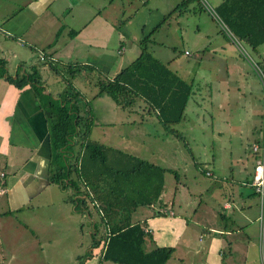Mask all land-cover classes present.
<instances>
[{"label": "rangeland", "instance_id": "374dc122", "mask_svg": "<svg viewBox=\"0 0 264 264\" xmlns=\"http://www.w3.org/2000/svg\"><path fill=\"white\" fill-rule=\"evenodd\" d=\"M19 1L16 0L17 6ZM68 1L57 0L50 5L51 10L67 26L60 35L62 43L68 41V29L82 25V22L99 13L103 17L115 14L111 18L116 17L117 32L126 35V41L131 47L127 46L118 54V59L111 65L109 72H106L107 76H113L134 60L140 50L139 41L151 35L149 38L153 42L148 44V51L152 56L168 64L182 79L193 83V93L184 118L173 125L174 130H170L155 115L148 113L141 103L131 109H122L108 94L98 93L96 84L100 78V69L96 65L84 70L83 65L76 61L80 58L84 61L88 53L83 45L74 44V51L81 49L80 54H76L78 59L64 60L65 63L70 62L69 68L74 72L68 69L60 77L68 78L69 85L79 92L81 111L84 114L87 110L86 114L90 119V140L175 170L177 176L174 171L165 173L163 197L166 200L173 198L176 182H180L178 187H181L185 195L187 189L191 191L192 187L198 190L204 187L205 181H212L213 178L201 172L202 166L206 164L204 161L211 158L209 154L214 147L210 144L212 140L208 138L214 131L212 127L220 126L225 130L226 134H222L220 142H224L226 150H238L233 152L232 163L241 165L239 161L245 159V154L248 159L254 155L249 144L255 140L260 143L264 125V81L260 76L264 75V44L253 50L239 39L248 54L244 56L207 9L201 7L200 0H148V4L140 3V0H71L75 2L72 5ZM206 1L212 9H216V1ZM129 14L131 16L126 18ZM18 46L17 43L16 47ZM185 50L190 55H185ZM2 63L4 64L3 61ZM59 72L62 71L59 69ZM49 86L52 89L62 86L63 92L69 88H65L63 82L60 85L50 83ZM216 120L219 124L214 126ZM2 141L0 138V147ZM6 150L4 153L0 151V186H4L1 175L5 174L7 180L9 176H13L10 158L21 161L24 160L23 154L27 153L13 146H8ZM220 158L223 159L221 156ZM208 167L212 168L207 164L206 168ZM233 169H236L235 166ZM214 173L216 175L218 172ZM215 181H218L216 177ZM47 189L32 200L29 209L25 207L12 213H5L11 210L8 206L3 212L9 194L0 198V248L6 258L3 264H44L47 256L50 258L49 262L52 261V254L53 264H70L69 255L73 256L75 252L74 259H77L82 250L85 251L90 246L93 248L92 257L83 256L74 263L113 264L99 259V247L102 245L92 240L93 237L100 239L104 228L103 225L98 226L100 222L94 214L95 210L91 208V215L75 213L71 208V193L62 191L60 187L58 191H54V187ZM51 200L55 207L52 212H47L44 207ZM194 200L198 202L200 197L197 196ZM134 212L137 213L134 210L131 215ZM34 215L39 216L37 222L43 221L47 225V219L52 222V225L45 226L48 231L46 234L43 233V228H36L39 239L32 234L33 224H37ZM79 217L83 220L81 226L86 234L83 233L82 245L76 252L71 244L74 243L73 229L75 226L79 227ZM93 220L98 227L93 229L100 234L93 233L91 236L89 232L92 231L90 227ZM64 237L71 241H66ZM46 239L49 242L44 241ZM39 240L42 243L39 244Z\"/></svg>", "mask_w": 264, "mask_h": 264}, {"label": "crops", "instance_id": "0c3cea01", "mask_svg": "<svg viewBox=\"0 0 264 264\" xmlns=\"http://www.w3.org/2000/svg\"><path fill=\"white\" fill-rule=\"evenodd\" d=\"M55 1L57 0H20L17 6L16 0H0V17H2L0 41L3 42H0V60L4 62V64L0 63V138L3 140L0 151L4 153L8 146H13L27 152L22 156L24 160L10 158L13 176H9L7 180L5 174L1 175L4 186H0V198L9 194L3 212L8 207L11 209L5 213L21 211L25 207L29 209L32 200L46 188L54 187V191L59 190V186L56 187L49 181L53 167L49 147V125L44 110L45 100L35 93L31 82L18 87L8 79L22 77L27 79L36 69L41 77L37 87L42 97L69 100L73 91H76L74 86L73 89L69 87L63 92L62 86L52 89L49 85L50 83L60 85L62 82L65 88L69 85L66 78L60 77L64 74V70L63 73L53 71L51 66L58 67L70 63H65V59H78L76 54H80L81 49L74 51V44L83 45L88 53L87 59L83 61L80 58L76 62L83 67L93 63L91 65H97L96 68L100 69V73L106 76L108 74L106 72H109L111 65L118 59V54L127 46L131 47L126 41V35L116 30V17L111 18L115 14L103 17L100 13L82 22V25L68 29V41L62 43L60 35L67 26L61 22L59 15L51 10L50 5ZM214 1L218 6L224 0ZM68 3L72 5L75 2L69 0ZM140 3L148 4V0H140ZM209 14L216 20L210 12ZM130 16L129 14L126 18ZM17 43L18 47H16ZM118 43L120 45H116ZM59 73L61 75H58ZM80 101L79 110L83 114ZM74 102L73 99L71 104ZM214 123V126L219 124L217 120ZM212 128L214 131L208 136L212 140L210 144L214 146L209 154L211 158L206 159L204 161L206 164L201 168V172L206 171L205 176L213 178L212 181H205L204 187L198 190L192 187L191 191L187 189L185 195L181 187H178L180 182H176L177 186L171 200L164 199L163 189L158 208L155 205L136 207L137 213L131 215V222L145 221L144 228L151 236V239L146 241V249L150 250L156 246L172 248L171 256L165 264H264V245L261 249L258 241V200L252 187L255 155L248 159L245 154V159L239 161L241 165L232 163L233 152L238 150L232 151L231 148L226 150L224 142H220L222 134H226L225 130L220 126ZM257 142L255 140L249 146L252 148ZM207 164L212 168H206ZM215 171L218 172L216 175ZM215 177L218 181H215ZM66 191L71 193L70 189ZM80 195L73 198L79 199L82 197ZM194 196H199L200 200L195 202ZM76 204L71 206L75 213L88 214L85 209H77ZM54 207V201L51 200L50 204L46 202L44 209L52 212ZM94 214L99 219L100 215L96 212ZM0 217H2L1 213ZM33 217L37 224H33L32 234L39 239L36 228H43V233L46 234L48 232L46 227L52 225V222L51 219H47V225L43 221L37 222L39 216ZM94 219L96 220V217ZM95 220L90 227L91 236L93 233L100 234L98 230L93 229ZM82 223L83 220L79 217V227L75 226L72 233L74 243L71 244V248L76 252L82 245L83 233L86 234L81 226ZM65 240L71 241L69 238ZM92 240L101 244L103 234L100 239L93 237ZM44 241L49 242V239ZM38 243L42 242L39 240ZM100 249L101 247L99 251ZM92 254L91 246L85 251L82 250L77 259H74L76 257L74 252V255H71L73 261L70 260L69 255V263L76 264L74 262L80 257L91 258ZM5 259L4 251L0 248V264H3ZM51 259L52 261L49 262L50 258L47 256L44 264H53L54 254Z\"/></svg>", "mask_w": 264, "mask_h": 264}, {"label": "trees", "instance_id": "16d2710c", "mask_svg": "<svg viewBox=\"0 0 264 264\" xmlns=\"http://www.w3.org/2000/svg\"><path fill=\"white\" fill-rule=\"evenodd\" d=\"M215 11L230 31L253 50L264 44V0H224ZM150 36L139 41L138 55L114 76L110 78L99 72L98 93L108 94L122 109H131L141 103L166 128L174 130L173 125L184 118L193 83L182 79L168 64L152 56L148 51V44L153 42ZM186 51L184 54L190 55ZM69 67L68 63L58 67L52 65L51 69L67 73L68 69L72 71ZM84 67L93 68L92 65ZM40 79L34 69L27 79L8 80L18 87L31 82L35 93L44 98L53 167L49 181L62 190L70 189L72 204L77 202V209H85L89 215L94 209L100 215L98 226L103 225L104 230L99 259L115 264H165L172 248L146 249V241L151 236L144 228L145 221L131 222L130 215L136 207L157 206L164 189L165 173L174 171L176 176L178 173L90 140V119L87 110L80 113L79 92L73 91L69 100L42 97L37 87ZM66 80L70 84L69 79ZM73 99L75 102L71 104ZM253 152L256 162L258 154ZM202 173L206 175V171ZM79 194L81 198H73ZM93 227L98 228L96 222Z\"/></svg>", "mask_w": 264, "mask_h": 264}, {"label": "built area", "instance_id": "2783aa9c", "mask_svg": "<svg viewBox=\"0 0 264 264\" xmlns=\"http://www.w3.org/2000/svg\"><path fill=\"white\" fill-rule=\"evenodd\" d=\"M204 8H206L212 16L217 20L220 28L226 33L228 38L231 40L233 44L240 50V52L247 56V52L241 45L239 39L230 31L228 26L222 21L217 12L210 7L206 0H200ZM188 51H186L187 53ZM261 79L264 81V75H260ZM252 150L258 154V158L256 159L253 179H252V187L254 193L258 200V216H257V224H258V241L259 246L262 249L264 245V125L261 135L260 143H255L252 146ZM2 191V190H1Z\"/></svg>", "mask_w": 264, "mask_h": 264}]
</instances>
